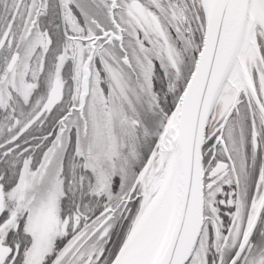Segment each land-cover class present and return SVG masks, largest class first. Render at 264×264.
I'll return each instance as SVG.
<instances>
[{
  "label": "snow or ice",
  "instance_id": "snow-or-ice-1",
  "mask_svg": "<svg viewBox=\"0 0 264 264\" xmlns=\"http://www.w3.org/2000/svg\"><path fill=\"white\" fill-rule=\"evenodd\" d=\"M0 264H264V0H0Z\"/></svg>",
  "mask_w": 264,
  "mask_h": 264
}]
</instances>
